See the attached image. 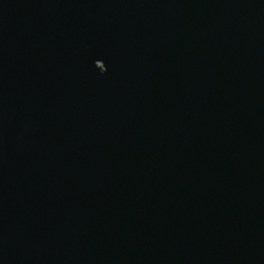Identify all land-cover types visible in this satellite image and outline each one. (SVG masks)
Listing matches in <instances>:
<instances>
[{
  "label": "water",
  "instance_id": "1",
  "mask_svg": "<svg viewBox=\"0 0 264 264\" xmlns=\"http://www.w3.org/2000/svg\"><path fill=\"white\" fill-rule=\"evenodd\" d=\"M0 264H264V0H0Z\"/></svg>",
  "mask_w": 264,
  "mask_h": 264
}]
</instances>
